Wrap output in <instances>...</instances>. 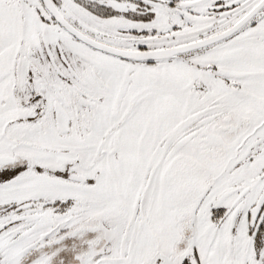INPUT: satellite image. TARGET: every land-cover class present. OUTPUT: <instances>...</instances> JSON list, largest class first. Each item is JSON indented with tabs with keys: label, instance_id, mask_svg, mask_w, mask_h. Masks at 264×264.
I'll return each mask as SVG.
<instances>
[{
	"label": "snow or ice",
	"instance_id": "snow-or-ice-1",
	"mask_svg": "<svg viewBox=\"0 0 264 264\" xmlns=\"http://www.w3.org/2000/svg\"><path fill=\"white\" fill-rule=\"evenodd\" d=\"M0 264H264V0H0Z\"/></svg>",
	"mask_w": 264,
	"mask_h": 264
}]
</instances>
